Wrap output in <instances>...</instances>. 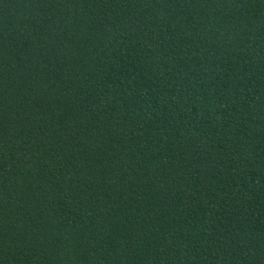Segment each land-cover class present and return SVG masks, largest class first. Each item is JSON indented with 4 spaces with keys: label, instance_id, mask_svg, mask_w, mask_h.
Segmentation results:
<instances>
[{
    "label": "trees",
    "instance_id": "1",
    "mask_svg": "<svg viewBox=\"0 0 264 264\" xmlns=\"http://www.w3.org/2000/svg\"><path fill=\"white\" fill-rule=\"evenodd\" d=\"M0 264H264V0H0Z\"/></svg>",
    "mask_w": 264,
    "mask_h": 264
}]
</instances>
